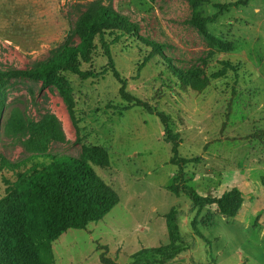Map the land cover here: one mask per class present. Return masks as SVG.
<instances>
[{"label": "rangeland", "instance_id": "rangeland-1", "mask_svg": "<svg viewBox=\"0 0 264 264\" xmlns=\"http://www.w3.org/2000/svg\"><path fill=\"white\" fill-rule=\"evenodd\" d=\"M94 3L113 9L137 26L139 35L161 45L167 60L123 38L113 46L114 65L127 92L172 120L180 135L178 158L186 160L185 184L200 197L222 198L238 190L243 206L233 219L216 206L199 212L189 196L171 191L178 168L171 160L158 117L131 108L109 61L95 51L84 71L102 74L74 89L78 133L55 87L9 78L0 84V154L11 162L30 157L23 142L29 124L56 118L65 140L52 139L47 153L82 159L83 147L101 148L107 170L95 167L120 203L86 231L69 230L53 244L56 264H132L141 250L170 245L167 215L177 210L187 250L168 264H264V0H206L199 12L221 44L192 24V0H0V72L29 69L64 44L76 21ZM230 4H237L228 8ZM75 38L71 45H77ZM183 73L180 78L177 73ZM213 79L204 91L194 86ZM181 80V81H180ZM18 113L19 133L5 124ZM0 171V199L6 195Z\"/></svg>", "mask_w": 264, "mask_h": 264}, {"label": "trees", "instance_id": "trees-1", "mask_svg": "<svg viewBox=\"0 0 264 264\" xmlns=\"http://www.w3.org/2000/svg\"><path fill=\"white\" fill-rule=\"evenodd\" d=\"M205 2L192 0V24L205 38L221 44L207 29L213 18L205 19L200 15V5ZM232 6L237 4L223 8ZM77 37L79 43L71 45ZM123 38L147 48L150 58L159 56L167 60L161 45L140 36L136 25L113 9L94 3L76 21L67 41L47 61L29 69L0 72V84L9 78H21L39 81L43 89L57 88L79 135L74 89L69 76H76L83 82L99 78L102 74L84 71L83 66L90 64L95 51L100 49L109 61L106 72H110L120 84V96L131 106L123 111H129L132 107L142 108L159 118L165 141L172 145L171 163L178 168L171 186L173 194L176 197L181 193L189 196L193 208L199 212L216 206L223 217H237L244 203L238 190H231L222 198H204L185 184L186 160L178 158L180 135L175 132L171 118L129 94L126 81L114 65L113 46ZM223 73L198 82L194 89L204 91L213 79L220 78ZM177 74L183 77V73ZM22 128L23 121L18 113L5 124V130L9 133H19ZM29 136L23 142L25 151L30 154L29 158L11 162L0 154V171L17 174L14 182L4 178L6 195L0 199V264H56L53 244L59 238L69 230L86 231L91 224L102 221L120 203L113 187L101 179L94 169L107 170L110 167L106 151L84 146L82 159L48 154L47 146L52 139L65 140L60 123L54 117L46 118L39 125L29 124ZM176 211L167 215L170 245L141 250L131 256L132 264H168L187 250ZM102 261L104 264H116L104 257Z\"/></svg>", "mask_w": 264, "mask_h": 264}]
</instances>
